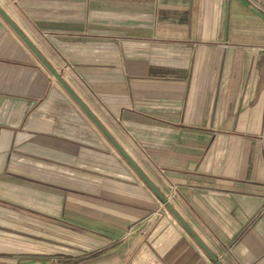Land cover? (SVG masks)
<instances>
[{
  "label": "crops",
  "instance_id": "crops-1",
  "mask_svg": "<svg viewBox=\"0 0 264 264\" xmlns=\"http://www.w3.org/2000/svg\"><path fill=\"white\" fill-rule=\"evenodd\" d=\"M222 264H264V0H0ZM0 15V264H214Z\"/></svg>",
  "mask_w": 264,
  "mask_h": 264
},
{
  "label": "water",
  "instance_id": "water-1",
  "mask_svg": "<svg viewBox=\"0 0 264 264\" xmlns=\"http://www.w3.org/2000/svg\"><path fill=\"white\" fill-rule=\"evenodd\" d=\"M0 15L9 24L13 31L22 39V41L30 48V50L37 56L43 66L52 74V76L59 82L63 89L69 94V96L80 106V108L91 119L95 126L102 132L105 138L111 143V145L117 150V152L123 157V159L129 164L134 172L147 184V186L153 191L158 199L169 209L178 222L186 229V231L194 238L198 245L206 252L214 264H222L217 256L206 246V244L197 236L192 228L185 222V220L176 212L174 207L169 202L168 198L157 188L152 180L146 175L139 164L131 157V155L124 149L119 141L111 134L107 127L99 120V118L88 108V106L79 98L71 86L66 82L60 72H58L42 55L32 41L25 35V33L17 26V24L11 19V17L5 12L0 5Z\"/></svg>",
  "mask_w": 264,
  "mask_h": 264
},
{
  "label": "rangeland",
  "instance_id": "rangeland-1",
  "mask_svg": "<svg viewBox=\"0 0 264 264\" xmlns=\"http://www.w3.org/2000/svg\"><path fill=\"white\" fill-rule=\"evenodd\" d=\"M93 126H95V124H93ZM97 131L99 133H101L102 136H104L102 134V132L98 128H97ZM107 142L111 145V143L108 140H107ZM101 254H102V252L93 251V252H90L89 254H84V255L80 254L78 256L75 255V256H72L68 260H62V261H60L58 264H102L103 257H102Z\"/></svg>",
  "mask_w": 264,
  "mask_h": 264
}]
</instances>
